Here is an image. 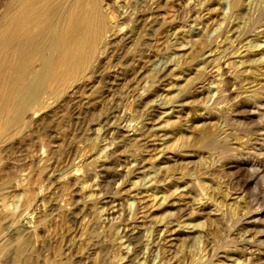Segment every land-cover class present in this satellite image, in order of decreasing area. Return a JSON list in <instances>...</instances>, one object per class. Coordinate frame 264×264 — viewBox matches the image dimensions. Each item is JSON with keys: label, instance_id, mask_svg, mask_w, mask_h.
Returning <instances> with one entry per match:
<instances>
[{"label": "rangeland", "instance_id": "374dc122", "mask_svg": "<svg viewBox=\"0 0 264 264\" xmlns=\"http://www.w3.org/2000/svg\"><path fill=\"white\" fill-rule=\"evenodd\" d=\"M102 9L86 70L0 142V264H264V0Z\"/></svg>", "mask_w": 264, "mask_h": 264}, {"label": "bare ground", "instance_id": "6f19581e", "mask_svg": "<svg viewBox=\"0 0 264 264\" xmlns=\"http://www.w3.org/2000/svg\"><path fill=\"white\" fill-rule=\"evenodd\" d=\"M240 3L232 0L233 7ZM107 28L102 0L6 1L0 13V142L22 124L25 116L41 109L45 98L71 86L97 54ZM130 32H124L126 40H131ZM178 45L163 71L184 48V44ZM180 199L178 190L169 198L158 197L159 205L177 206L182 204ZM139 207L147 211L145 203L139 201ZM165 221L157 219L156 227L166 226L165 239L172 242L176 231ZM184 225L194 230L198 223Z\"/></svg>", "mask_w": 264, "mask_h": 264}]
</instances>
